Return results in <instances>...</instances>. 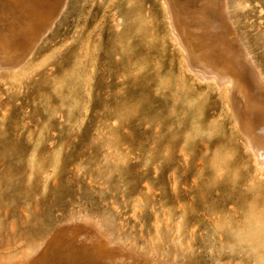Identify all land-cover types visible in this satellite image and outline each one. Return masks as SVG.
<instances>
[{
  "label": "rangeland",
  "instance_id": "rangeland-1",
  "mask_svg": "<svg viewBox=\"0 0 264 264\" xmlns=\"http://www.w3.org/2000/svg\"><path fill=\"white\" fill-rule=\"evenodd\" d=\"M232 2L235 24L264 72V0ZM63 3L54 27L43 19L40 39L46 37L32 65L28 59L9 74L0 68V184L12 198L8 218L0 209V224L21 227L28 215L48 229L89 214L106 220L126 245L159 259L264 264V167L234 112L187 70L162 0ZM117 21L128 42H119L121 54L112 57L105 36L116 32ZM76 46L79 58L72 57ZM121 56L132 59L123 68L116 63ZM157 71L197 105L194 113L180 100L162 102L163 91L149 81ZM156 116L159 130L177 136L195 120L184 145L187 161L199 157L190 176H182L184 155L175 148L173 169L161 167L155 178ZM207 140L210 150L203 148ZM159 153L162 165L168 153L163 146Z\"/></svg>",
  "mask_w": 264,
  "mask_h": 264
},
{
  "label": "bare ground",
  "instance_id": "bare-ground-1",
  "mask_svg": "<svg viewBox=\"0 0 264 264\" xmlns=\"http://www.w3.org/2000/svg\"><path fill=\"white\" fill-rule=\"evenodd\" d=\"M63 1L66 2V0H0V5L3 7L0 10V22L3 25L0 27V68L4 69V72L19 73L16 68L22 67L26 62L30 63L37 51V44L40 45L38 40L41 41L46 37L40 39L43 19L46 18L48 25L52 26L53 18L58 15L57 11L63 8L61 5L65 6ZM232 1L162 0L172 39L182 54L187 70L194 75L195 80L205 84L207 89H213L222 104L234 112L236 125L247 139V145L256 164L263 168L264 72L251 56L235 24ZM245 5L247 3L243 6ZM114 15L115 13L112 17ZM117 26L114 34L112 32L111 35L105 36L107 52H114L115 57L121 54L117 44L121 41L128 42L125 30H119L118 21ZM49 39L52 41L53 37ZM80 47L76 46L73 50V58H79ZM122 58L121 56L116 61L121 68L132 60L130 57ZM28 59L30 60L27 61ZM150 80L157 89L163 91L164 104L180 100L181 104L185 102V108L190 115L194 113L197 105L189 102L180 92L176 95V86H171L170 79L161 75L160 71L154 73ZM153 120L154 162L157 173L155 178L159 181L161 167L173 169L171 151L175 148L184 155L182 176L184 178L190 176L197 167L199 157L187 161V154L190 151L187 152L184 145L190 146L189 132L191 130L193 132L195 120L191 118L188 121L187 133L183 131L180 136L171 133L167 127L163 128L165 131L159 130L160 119L158 120L156 116ZM167 121L168 119L163 122ZM162 146L166 148L168 154L161 165L159 151ZM203 148L209 149L208 140L203 144ZM3 186L0 184V209H3L4 217L8 218L7 202L10 199L12 202V198L8 199L9 194L1 192ZM171 186L173 190H177L174 174L171 177ZM177 207L180 208L179 205ZM26 216L21 227L13 222L4 226L0 224V264H188L159 259L135 246L126 245L120 237L114 235L107 226L106 220L95 215L86 214L69 219L54 224L48 229H44L45 221H40L41 219L38 218L27 219L29 217ZM27 222L28 225H25ZM158 249V246L151 244L152 251Z\"/></svg>",
  "mask_w": 264,
  "mask_h": 264
}]
</instances>
